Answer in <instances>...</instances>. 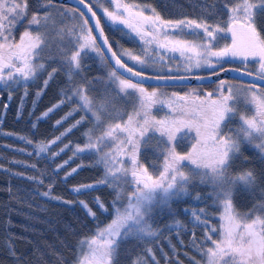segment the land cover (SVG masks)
Wrapping results in <instances>:
<instances>
[{
    "label": "snow or ice",
    "instance_id": "6c2138e0",
    "mask_svg": "<svg viewBox=\"0 0 264 264\" xmlns=\"http://www.w3.org/2000/svg\"><path fill=\"white\" fill-rule=\"evenodd\" d=\"M75 3L81 7L59 0H37L36 10L30 11L29 0H0V88L23 87L26 96L28 82L43 75L42 88L36 93L39 97L57 73L63 72L66 84L60 99L43 117L66 104L71 106L55 122L59 127L69 117L82 113L52 139H18L31 145L37 158L54 161L69 148L68 144L60 146L63 138L89 123L91 126L83 132L84 142L74 146L73 156L89 155L95 165L102 166L103 176L94 183L75 186L72 191L81 193L103 185L114 193L110 204L96 197V210L88 202L79 201L94 229L77 241L72 264H123L122 258L128 252L127 248L121 251L124 243L134 240L147 245L158 238L162 233L154 225L157 211L167 209L175 216L171 202L187 197L203 204L184 208L190 217L188 230L193 246L200 255V259L191 258L194 264H264V187H260L264 172L257 173L253 168L234 170L243 155L244 143L254 145L264 157V85L242 82L241 89L220 79L212 92H173L168 96L159 87L144 83L201 80L224 71L264 81V0H211L210 4L205 0L200 16L180 19H165L156 8L141 0ZM98 11L112 25L123 26L117 30L126 29L129 38L138 42L140 51L115 50L105 35ZM20 25L23 31L17 35ZM50 32L61 38L58 55L48 41ZM89 53L111 64L107 77H87ZM168 54H178L183 63L172 67L169 60H175V56ZM57 60L59 63L51 64ZM129 60L137 66L135 69L129 66ZM229 61H240L241 66L227 68ZM252 61L258 64L256 72L248 71ZM145 68L153 71L147 73ZM201 68L211 70L208 77L178 74ZM241 90L254 108L250 115L237 107ZM157 104L168 109L163 117L152 111ZM237 118L239 124L233 129L232 122ZM153 142L160 153L159 164L141 159L142 148ZM184 145L187 150L179 151ZM68 163L65 160L52 171L59 174ZM77 171L78 168H72L63 179ZM39 183L44 181L40 179ZM199 186L210 190L204 195L190 190ZM238 189L253 194L258 189L259 201L241 211L235 203ZM51 191L49 185L42 195L60 199L52 197ZM98 212L107 217L106 223L100 221ZM197 229L201 238L196 236ZM8 251L16 264H24L11 241ZM57 257L59 264H66L62 256ZM42 258L43 253L37 257ZM131 264L159 261L153 249L145 247Z\"/></svg>",
    "mask_w": 264,
    "mask_h": 264
},
{
    "label": "trees",
    "instance_id": "16d2710c",
    "mask_svg": "<svg viewBox=\"0 0 264 264\" xmlns=\"http://www.w3.org/2000/svg\"><path fill=\"white\" fill-rule=\"evenodd\" d=\"M141 2H146L156 8L165 19H180L200 16V6L205 3V0H141ZM207 2L210 4L211 0ZM36 4L37 0H29L30 11L36 10ZM101 23L115 49L114 39L118 36V32L102 20ZM50 44L52 51L58 55V44L55 45L54 42ZM57 63H59L58 60L51 62L52 65ZM86 65L88 69L86 74L89 79L107 77L108 69H111L109 63L104 61L99 63L90 56L86 58ZM225 66L240 67L241 64L238 61H229ZM248 70L252 71L249 68ZM204 72L206 73V71L202 73ZM43 78L45 77L41 75L35 81L28 82L26 96L23 87H14L11 90L0 88V264H16L8 251L10 241L16 253L24 258V264H59L57 254L64 258L66 264H72L77 241L94 229L92 220L86 215L79 201L88 202L96 210V205L93 203L96 197H100L105 204H110L114 198L113 191L103 185L95 190L81 193L72 191L75 186L94 183L103 176L102 166L95 165L89 155L73 156L74 146L84 142L83 132L91 126L89 123L73 129L63 138L60 146L68 144L69 148L54 161L37 158L34 154L35 149L25 141L18 139L19 136L28 137L34 141L52 139L70 127L82 115V113H76L69 117L62 126L57 127L55 122L71 110V106L66 104L47 117H43V113L60 99L61 89L66 84V77L63 72H58L48 87L37 97L36 93L42 88ZM215 82L146 86L162 88V92L181 91V89L192 86L197 87L200 92H205L210 91ZM93 94L100 95L99 92ZM5 105H7L6 109ZM120 106L128 107L127 105ZM152 111L158 117H163L168 109L157 104ZM33 124L36 125L35 128L32 127ZM237 125L238 118L232 122L231 127L235 129ZM53 148L58 151L57 146L54 145ZM178 150L186 151L187 145ZM29 152L33 155H28ZM241 152L243 155L237 160L234 170L253 168L257 173L264 172V158L261 156L260 171L258 150L255 147L244 143ZM159 156L160 153L155 150L154 142L142 148L141 159L148 163H161L162 161L157 159ZM244 157L248 159L244 160ZM65 160L69 163L60 170L59 174H55L52 169ZM30 164H36L37 167H28L27 165ZM80 165L84 166L80 167ZM72 168H78V171L64 180V175ZM27 177H37V179L32 180ZM40 179L44 181L43 184L39 183ZM49 185L52 186L51 196L60 199L42 195L43 192L48 191ZM260 187H264V181L260 182ZM190 190L204 195L210 189L199 186L192 187ZM259 199L258 189L255 194L238 189L235 203L241 211H247ZM65 200L70 203L62 202ZM208 202L211 203L210 200ZM171 203L175 216L169 214L167 209L162 213L158 210L155 216L154 225L162 233L158 238H153L152 242L147 245L134 240L124 243L121 251L127 248L128 252L122 258L123 264H131V261L141 254L145 247L153 249L159 264H194L191 258L200 259L199 252L195 250L192 243L191 231L188 230L190 217L184 212V208H198L203 204L195 202L191 197L173 200ZM98 215L100 221L107 222L105 215L99 212ZM176 221H179V225ZM195 231L197 238H201L202 233L198 229ZM41 253H43V258L38 260L37 257ZM165 254L167 259H165Z\"/></svg>",
    "mask_w": 264,
    "mask_h": 264
},
{
    "label": "rangeland",
    "instance_id": "374dc122",
    "mask_svg": "<svg viewBox=\"0 0 264 264\" xmlns=\"http://www.w3.org/2000/svg\"><path fill=\"white\" fill-rule=\"evenodd\" d=\"M98 13H99V16L101 17V20L105 24L110 25L113 30H116V32H118V36H116L115 39H114L115 50L121 51L123 49H128V50H131V51L137 52V53L140 51V46H139L138 42L136 40H134V39H130L129 38L126 29L123 30V32L117 30L118 28H123V26H120V25H112L106 18L103 17V13L102 12L98 11ZM16 31H17V35H19V33H21L23 31V25L18 26ZM48 41L50 43L54 42L55 45H56V44H60L61 43V38L59 36H57L55 34V32H50L49 35H48ZM168 55L169 56H175V60H169V65H171L172 67H174V68L175 67H178L180 64L183 63L182 61H180L178 54H168ZM89 56L90 57H93L99 63L102 62V60L100 59V57H98L95 53H89L88 57ZM125 59L127 60V57H125ZM238 62H240V61H238ZM128 64L130 66L134 67V68L137 67L134 64V62H132L130 60L128 61ZM240 64H241V62H240ZM248 68L250 70H252V72H256L258 70V64L256 62H254V61L249 62V67ZM110 71H111V69H108V73ZM144 71L147 72V73H151L153 70H152V68H145ZM203 71L210 72L211 70L210 69H207V68H201L199 70H194L192 73H178V74H181V75L200 74ZM221 79L230 81L235 87L241 88V89H242V82H244V83H250V82H245V81H241V80H237V79H233V78H221ZM219 80H217L214 83V85H213V87H212V89L210 91L200 92L197 87H192V86L190 87L189 86V87H186L184 89H181V91L170 90V91L165 92V93H167L168 96H171V94L173 92L179 93L180 95H186L188 93H191V92L195 91L196 93L202 95V94H204L206 92H212V91H214L216 89V87H217V83L219 82ZM187 85H189V84H187ZM149 90H151V88H149ZM160 90L163 91L162 88H160ZM245 95L246 94L243 92V90H241L239 92L238 100L236 101V103H237L238 108L240 109V111L243 114L250 115L251 112L254 111V108H253L252 105H250L247 102V100L245 98ZM238 124H239V120H238ZM252 146L255 147L254 145H252Z\"/></svg>",
    "mask_w": 264,
    "mask_h": 264
},
{
    "label": "water",
    "instance_id": "95a60500",
    "mask_svg": "<svg viewBox=\"0 0 264 264\" xmlns=\"http://www.w3.org/2000/svg\"><path fill=\"white\" fill-rule=\"evenodd\" d=\"M59 3L68 4V5H71V6L76 7V8H80L81 7L79 4L75 3V0H59ZM93 27H94V25H93ZM96 34L98 35V33H96ZM105 35H106V33H105ZM110 66H111V64H110ZM225 67L232 68V67H235V66H225ZM210 72L200 73V74H188V75L189 76L200 75V76L208 77ZM250 72H252V71H250ZM124 75L127 76V75H130V74L125 73ZM221 78H233V79H237V80H241V81H245V82L257 83V84L264 85V81L253 80L251 77L240 75L238 72H235V71H224V72H221V74L219 76H212L211 78H205V79H201V80L191 79L190 78V79H187V80H184V81L168 82L166 84H164L162 82L153 81V80H146V81H144V83H145V85L205 84V83H211V82L217 81V80H219Z\"/></svg>",
    "mask_w": 264,
    "mask_h": 264
},
{
    "label": "flooded vegetation",
    "instance_id": "af4514ba",
    "mask_svg": "<svg viewBox=\"0 0 264 264\" xmlns=\"http://www.w3.org/2000/svg\"><path fill=\"white\" fill-rule=\"evenodd\" d=\"M258 159H259V163H260L259 167H260V171H261V154H260L259 150H258Z\"/></svg>",
    "mask_w": 264,
    "mask_h": 264
}]
</instances>
